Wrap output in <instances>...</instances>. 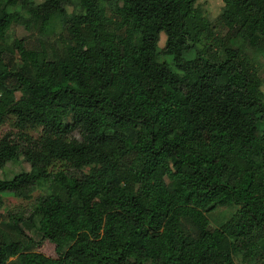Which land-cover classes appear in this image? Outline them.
Masks as SVG:
<instances>
[{
	"label": "trees",
	"instance_id": "obj_1",
	"mask_svg": "<svg viewBox=\"0 0 264 264\" xmlns=\"http://www.w3.org/2000/svg\"><path fill=\"white\" fill-rule=\"evenodd\" d=\"M222 1L0 0V264H264V0Z\"/></svg>",
	"mask_w": 264,
	"mask_h": 264
},
{
	"label": "rangeland",
	"instance_id": "obj_2",
	"mask_svg": "<svg viewBox=\"0 0 264 264\" xmlns=\"http://www.w3.org/2000/svg\"><path fill=\"white\" fill-rule=\"evenodd\" d=\"M200 3L203 5V8L206 12V15L213 19L215 18L221 11L223 1L222 0H200ZM56 33L53 36H50L49 41H54L58 39L59 33L61 32L60 25L56 26ZM31 32L26 30L23 25H16L13 29L9 31V41H12L14 37H25L30 36ZM36 36L33 34L32 37ZM48 40L41 38V36L37 35V37L32 38L29 43V47L36 48H48ZM248 52L251 56L254 57L256 64L259 67V75L263 81V90H264V57L261 54L255 53L251 48H248ZM16 96H19V91H15ZM259 127L264 128V123H259ZM14 129L12 124L9 122H5L0 127V136L8 130ZM33 136H38L39 130H28ZM30 170V164L23 158L20 157L18 160L10 161L6 164L4 169L0 171V178H12L19 172ZM47 191L46 186L43 183H40V186L37 191L34 192L32 198L24 199L16 197L10 193H6L3 196V209L5 211V218L3 223L10 224L8 214L11 212H15L20 208L29 207L33 203V199L37 196L45 194ZM236 205L229 204L224 207H219L215 209L212 213H210L209 217L211 220V224L213 226H219L222 222H224L231 214L236 210ZM187 227L192 229V225L190 223H186ZM32 226L30 227V233L35 240H38L41 236L39 230V217H35L33 220ZM9 228H6L8 230ZM261 246L264 248V240L261 242ZM30 249H33V245H31ZM10 260V259H9Z\"/></svg>",
	"mask_w": 264,
	"mask_h": 264
}]
</instances>
